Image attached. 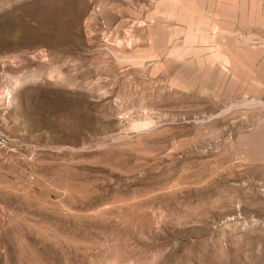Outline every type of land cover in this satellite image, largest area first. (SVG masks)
<instances>
[{
  "label": "rangeland",
  "instance_id": "374dc122",
  "mask_svg": "<svg viewBox=\"0 0 264 264\" xmlns=\"http://www.w3.org/2000/svg\"><path fill=\"white\" fill-rule=\"evenodd\" d=\"M0 130V264H264V0H0Z\"/></svg>",
  "mask_w": 264,
  "mask_h": 264
},
{
  "label": "built area",
  "instance_id": "2783aa9c",
  "mask_svg": "<svg viewBox=\"0 0 264 264\" xmlns=\"http://www.w3.org/2000/svg\"><path fill=\"white\" fill-rule=\"evenodd\" d=\"M0 139H2V142L6 141L5 136H4V134L2 133L1 130H0Z\"/></svg>",
  "mask_w": 264,
  "mask_h": 264
},
{
  "label": "bare ground",
  "instance_id": "6f19581e",
  "mask_svg": "<svg viewBox=\"0 0 264 264\" xmlns=\"http://www.w3.org/2000/svg\"><path fill=\"white\" fill-rule=\"evenodd\" d=\"M145 124H148V123H145ZM142 125H144V123H142ZM0 142H2V139H0Z\"/></svg>",
  "mask_w": 264,
  "mask_h": 264
}]
</instances>
